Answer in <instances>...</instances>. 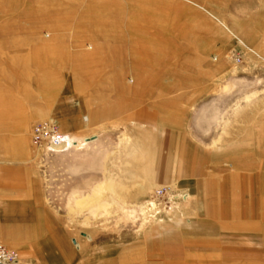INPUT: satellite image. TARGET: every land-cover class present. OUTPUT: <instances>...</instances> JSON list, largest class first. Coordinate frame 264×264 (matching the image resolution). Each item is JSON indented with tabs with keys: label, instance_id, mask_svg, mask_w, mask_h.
I'll list each match as a JSON object with an SVG mask.
<instances>
[{
	"label": "rangeland",
	"instance_id": "374dc122",
	"mask_svg": "<svg viewBox=\"0 0 264 264\" xmlns=\"http://www.w3.org/2000/svg\"><path fill=\"white\" fill-rule=\"evenodd\" d=\"M255 73L264 0H0V171L74 264H264V90L231 100ZM46 118L88 143L50 149ZM20 237L0 224L8 264Z\"/></svg>",
	"mask_w": 264,
	"mask_h": 264
},
{
	"label": "crops",
	"instance_id": "0c3cea01",
	"mask_svg": "<svg viewBox=\"0 0 264 264\" xmlns=\"http://www.w3.org/2000/svg\"><path fill=\"white\" fill-rule=\"evenodd\" d=\"M0 172L4 176L0 177V224H13L15 231L22 234L16 245L21 259L16 264H74L71 238L44 195L42 203L34 185L26 178L31 173L22 168ZM240 255L236 251L218 257L228 262Z\"/></svg>",
	"mask_w": 264,
	"mask_h": 264
},
{
	"label": "bare ground",
	"instance_id": "6f19581e",
	"mask_svg": "<svg viewBox=\"0 0 264 264\" xmlns=\"http://www.w3.org/2000/svg\"><path fill=\"white\" fill-rule=\"evenodd\" d=\"M263 77H264V74H261V73L260 74L255 73V74H252V75H249V76H245L246 82L249 79H251L253 81L255 80V83L252 82L253 84H250V85H248L246 83V88H244L243 90H241L237 94H235V96L231 99V100H233L232 102H234V101L237 102L239 100H246L250 96H252L254 94H257V93L259 94V92L263 91L264 90V78ZM87 143L88 142H86L85 139L84 140H79V141L72 140L71 136L66 134L65 139L59 141L58 143H54V142L48 143V147L50 149H52V150L53 149L57 150L58 152L69 153V152H73V151H76V150L82 148ZM224 189L226 190V188H224ZM243 192H245L244 189H243ZM254 203H256V202H254ZM67 212H69V211H67Z\"/></svg>",
	"mask_w": 264,
	"mask_h": 264
},
{
	"label": "built area",
	"instance_id": "2783aa9c",
	"mask_svg": "<svg viewBox=\"0 0 264 264\" xmlns=\"http://www.w3.org/2000/svg\"><path fill=\"white\" fill-rule=\"evenodd\" d=\"M56 121L52 118L43 119L34 123L32 128V134L35 137H44L47 139V143H58L65 139L66 134L58 129ZM17 252L3 245L0 242V264H8L17 260Z\"/></svg>",
	"mask_w": 264,
	"mask_h": 264
}]
</instances>
